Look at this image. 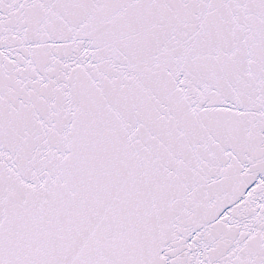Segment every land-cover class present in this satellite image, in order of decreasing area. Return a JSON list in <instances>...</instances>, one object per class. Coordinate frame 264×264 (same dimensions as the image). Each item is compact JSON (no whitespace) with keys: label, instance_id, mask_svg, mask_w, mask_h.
Instances as JSON below:
<instances>
[{"label":"snow or ice","instance_id":"6c2138e0","mask_svg":"<svg viewBox=\"0 0 264 264\" xmlns=\"http://www.w3.org/2000/svg\"><path fill=\"white\" fill-rule=\"evenodd\" d=\"M0 264H264V0H0Z\"/></svg>","mask_w":264,"mask_h":264}]
</instances>
